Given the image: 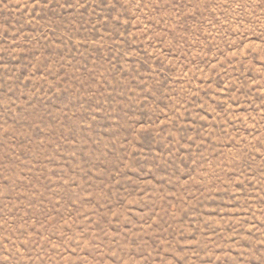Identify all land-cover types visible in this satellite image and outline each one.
Returning a JSON list of instances; mask_svg holds the SVG:
<instances>
[{
    "label": "rangeland",
    "instance_id": "rangeland-1",
    "mask_svg": "<svg viewBox=\"0 0 264 264\" xmlns=\"http://www.w3.org/2000/svg\"><path fill=\"white\" fill-rule=\"evenodd\" d=\"M0 264H264V0H0Z\"/></svg>",
    "mask_w": 264,
    "mask_h": 264
}]
</instances>
